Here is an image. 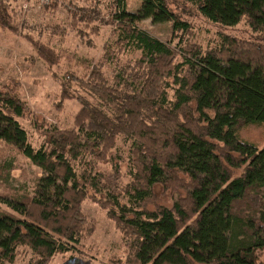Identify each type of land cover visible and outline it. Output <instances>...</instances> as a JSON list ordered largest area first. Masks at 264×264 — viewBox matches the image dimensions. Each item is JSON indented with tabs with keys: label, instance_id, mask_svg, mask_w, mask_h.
Masks as SVG:
<instances>
[{
	"label": "trees",
	"instance_id": "1",
	"mask_svg": "<svg viewBox=\"0 0 264 264\" xmlns=\"http://www.w3.org/2000/svg\"><path fill=\"white\" fill-rule=\"evenodd\" d=\"M182 1L218 27L217 41L202 45L194 23L172 10L170 0H141L137 14L126 11L127 0H114L125 37L114 50L105 47L104 60L132 45L143 55L119 60L112 76L101 60L83 76L61 81L60 102L80 107L73 126L50 131L48 142L34 145L21 121L34 113L13 89L0 87V149L22 150L43 172L34 198L0 195L9 208L0 215V257H15L21 247L27 264H52L69 251L67 244L81 242L84 202L104 195L101 205L128 248L116 264H264L258 255L264 220L257 214L264 145L237 133L241 122L264 126V0ZM147 18L172 22L179 50L136 27ZM95 19L86 12L74 21L77 34ZM242 21L248 29L237 28ZM0 27L19 30L6 0H0ZM45 45L34 42L53 67L57 59ZM183 55L194 60L185 70ZM117 150L126 157L115 186L133 192L140 209L122 204L111 184H103L102 165L112 168ZM156 184L175 196L171 206H154Z\"/></svg>",
	"mask_w": 264,
	"mask_h": 264
},
{
	"label": "rangeland",
	"instance_id": "2",
	"mask_svg": "<svg viewBox=\"0 0 264 264\" xmlns=\"http://www.w3.org/2000/svg\"><path fill=\"white\" fill-rule=\"evenodd\" d=\"M170 7L183 19L194 23L197 39L206 46L218 39V27L205 20L189 3L182 0H170ZM13 23L18 32L0 27V87L12 90L22 103L33 112L22 118L29 131L31 141L39 146L48 142L47 134L54 129H66L73 126V117L80 107L77 101L65 99L60 102L61 81L71 80L72 75L83 76L101 60H104L105 47L109 51L119 46V37L124 38L118 21L115 19L117 7L114 0H6ZM141 0H127L126 11L137 14ZM92 13L96 18L89 25H83L86 33L77 34L74 21L84 13ZM77 14L72 20V16ZM138 29L151 37L179 50L178 38L173 36L172 22H154L152 18L136 24ZM239 29H248L245 21L238 24ZM121 34V35H120ZM121 41V40H120ZM34 42L48 44L49 51L56 58L55 65L49 67L47 61L38 53ZM110 55L111 52H110ZM143 55L141 50L129 46L124 55L116 54L113 60H104L108 66L102 71L113 75L117 62L134 61ZM194 60L183 55L180 63L182 70L192 65ZM71 90L70 86L67 89ZM182 89L179 88L178 91ZM195 109V105H192ZM199 112V111H196ZM36 115V116H35ZM41 119L37 122V118ZM240 138L256 146L264 145V126L261 123L241 122L237 128ZM126 154L117 150L114 163L102 165L106 187L111 184L114 198L122 204L140 209V202L124 188H118L122 182ZM43 172L32 158L13 146L0 149V195L36 196V188ZM94 176H99L93 172ZM156 196L154 206H171L175 196L166 191L162 184L153 187ZM134 194V193H133ZM113 199V196H109ZM99 197L87 199L83 209L87 215V228L80 243L67 244L69 251L53 257L52 264H116L118 257H124L128 248L125 246L120 226L111 218L101 205ZM9 208L0 202V215ZM260 220H264V200L258 210ZM264 222V221H263ZM18 248L15 257L7 253L0 257V264H27L29 255H24ZM264 261V250L258 253Z\"/></svg>",
	"mask_w": 264,
	"mask_h": 264
}]
</instances>
